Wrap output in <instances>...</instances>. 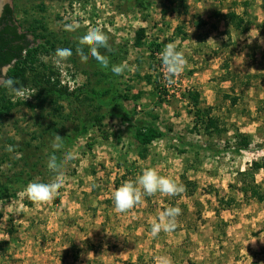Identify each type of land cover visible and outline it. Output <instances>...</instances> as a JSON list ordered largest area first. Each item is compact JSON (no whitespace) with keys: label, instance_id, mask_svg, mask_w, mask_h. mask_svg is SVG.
Here are the masks:
<instances>
[{"label":"rangeland","instance_id":"rangeland-1","mask_svg":"<svg viewBox=\"0 0 264 264\" xmlns=\"http://www.w3.org/2000/svg\"><path fill=\"white\" fill-rule=\"evenodd\" d=\"M151 1L149 12L141 14L137 9L123 11L120 0H9L22 31L35 27L37 35L44 37L36 44L45 40L57 46L66 40L79 44L90 28L101 25L110 46H126L125 58L113 64L126 62L132 70L116 75L115 92L140 93L141 113L134 116V122L149 120V113H154L165 137L153 142L141 159L132 125L118 118L106 119L100 127L87 125L88 130L74 138L80 122L73 116L64 120L74 108L65 101L59 103L62 108L55 115L51 106L42 111L19 106L1 117L0 181L40 159L44 173L32 182H49L53 173L47 160L56 134L64 138L57 157L63 159L65 152H72L75 158L65 168L64 186L47 205L33 204L23 191L0 202V264H155L158 256L171 258L172 264H264V204L244 202L230 188L237 184V173L248 167L247 158L264 157V0H242L248 3L250 22L245 34L227 27L215 15L226 13L237 0H185L187 10L181 14L171 10L169 0ZM74 3L82 6L81 11L92 6L91 13L84 12L92 27L85 28L84 19L74 15ZM239 5L234 9L241 14ZM73 21L79 28L65 31L64 25ZM142 25L146 41L163 46L154 54L157 62L166 44L174 43L184 53L187 65L174 85L168 86L162 63L158 67L155 63L161 76L147 82L146 77L154 74L149 45L133 47L134 33ZM28 38L33 41L31 35ZM52 57L40 54L38 61L69 92L96 83L94 56L86 63L78 58L76 66L67 62L63 69L53 65ZM109 69L105 71L110 73ZM157 86L166 90L164 102L154 98ZM26 88L32 95L26 101L9 91L7 97L11 102L35 104L34 90ZM188 91L199 93L202 109L212 107V116L225 133L210 139L195 127L185 100ZM231 98L237 100L235 104ZM155 102L159 106L153 110ZM124 107L130 111L133 105L124 102ZM236 133L251 139L238 155L232 151ZM67 137L72 138L71 144ZM9 145L14 151L6 150ZM146 168H156L186 191L174 197L146 196L144 204L130 212H115L112 193L125 181H135ZM256 180L264 182V172ZM228 196L236 204L228 210L220 208L217 201ZM169 206L182 210L176 229L151 236L152 222Z\"/></svg>","mask_w":264,"mask_h":264},{"label":"trees","instance_id":"trees-1","mask_svg":"<svg viewBox=\"0 0 264 264\" xmlns=\"http://www.w3.org/2000/svg\"><path fill=\"white\" fill-rule=\"evenodd\" d=\"M120 1L124 2L121 9L125 12L137 9L141 14H147L152 6L151 0ZM185 2V0H169L170 8L176 14H181L180 12H186L187 10ZM238 3L243 10L241 14L237 13L234 9ZM233 6L234 7H231L226 13L219 11L216 12L215 15L219 20L224 22L227 27H231L240 34H245L250 25V22L246 19V8L248 3L237 0L233 2ZM39 27L41 30L44 29L42 25H39ZM181 31L182 29L177 28V33H181ZM29 35L33 37V41L28 40ZM43 38L42 35H37L35 27L22 31L21 27L14 19L12 7L6 5L3 8L0 17V78H2V69L8 67L9 69L4 76V81L10 78L17 81L20 85L34 90L35 93L33 97L35 104L20 101L11 102L7 97L8 90L4 87H0V118L6 116L19 106H25L31 111L37 109L42 111L45 106H51L53 107L51 110L55 115L59 113L62 108L59 103L65 101L69 105L74 104V108L72 110V115H64L66 116L64 120H67V117L73 116L74 121L79 120L80 122L74 138L79 134L83 135L86 130H88L86 127L87 125L91 127H100L102 122L106 119L118 118L132 125L133 139L139 148L137 156L138 158L144 159L148 152L147 148L153 142L165 137V134L157 125L158 115L149 113V120L139 119L134 122V116L141 113V110H137L141 94L130 96L126 93H116L114 82L117 80V76L112 72H106L110 67H103L105 58L109 61L110 66L115 62H119L118 59L120 57L125 58L127 55V47L119 46L115 48L110 46V48H100L93 58L97 66V70L92 72L96 78V83L93 86H91V83H87L81 88L69 92L65 87L60 85L59 80L53 75L52 70L47 65L38 61V56L40 54L54 55L57 48H71L73 50V56L67 62L76 66L77 59L79 58V56L76 55V49L80 44L75 41L67 40L59 42L60 46L56 45L57 42L51 43L49 40L36 44L38 40H42ZM146 40V28L139 27L134 33L133 47L142 48L145 46V43L149 45L150 70L154 72V74L147 76L146 80L151 83L153 78H159L161 76L160 73L156 72L157 68L155 66L156 64L157 67L158 65L160 66L162 61L160 59L157 62L154 54L160 52L163 46L154 43V41L147 42ZM84 51L87 53V48H85ZM108 71H110V69ZM27 74H30V76ZM138 74L139 72H136L137 77ZM85 75L87 77L88 73H85ZM158 84H160V82H158ZM166 96L167 93L163 87H155L154 98L164 102L163 100H165ZM185 100L187 105L192 109V120L195 127L199 128V130H203L205 135L210 139H214L215 137L221 136L222 133H225V130L219 126L218 118L212 116V107L203 109L200 107L199 93L188 91L185 95ZM229 100H231L232 104H235L237 101L234 98ZM124 102H130L133 105L130 111L125 110ZM154 104L156 105L153 106V110L154 107L159 106L157 102ZM59 118H62V116ZM195 127L193 129L194 132H196ZM55 131H58V129ZM201 133L199 132V134ZM67 140L69 144L73 142L72 138L67 137L66 141ZM232 140L234 141V149L232 151L236 155L246 150L251 143L250 136L245 134L236 133L233 135ZM226 144L228 145L229 142ZM51 154L53 153L51 152ZM44 168L45 167L41 164V160L37 159L30 165L28 163L24 165L23 169L18 173L4 177L0 181V202L16 198L17 193L23 191L28 183L44 173V170L42 171ZM261 171L264 172V157L258 161H252L245 170L238 172L236 175L237 184L235 187L230 186V188L235 189L242 196L244 202L254 201L264 204V182L258 183L256 180V175ZM215 196L218 195L215 193ZM217 202L220 208L228 210L236 204V199L228 196L219 198Z\"/></svg>","mask_w":264,"mask_h":264},{"label":"clouds","instance_id":"clouds-1","mask_svg":"<svg viewBox=\"0 0 264 264\" xmlns=\"http://www.w3.org/2000/svg\"><path fill=\"white\" fill-rule=\"evenodd\" d=\"M78 28L79 23L77 21L64 25V30L68 32H74ZM79 44L80 46L76 49V55L79 56L82 63H86L89 56H95L100 48H110L109 37L99 27L90 28L85 35L79 38ZM85 48L88 50L87 53L84 51ZM72 56L73 50L71 48H57L52 57V63L55 67L63 69ZM160 56L165 80L168 86H172L176 83V78L184 71L187 60L184 53L177 50V46L174 43L166 44ZM103 67H110L111 72L117 76L123 75L125 71L132 70L126 62L110 66L107 58L103 61ZM0 87L6 88L11 95L25 101L32 96L28 94L26 87L10 78L0 84ZM63 139L56 134L51 145L54 151L48 157L47 168L53 173L52 179L47 183L30 182L23 190L22 195L35 205L44 206L50 203L64 186L67 179L65 168L68 162L75 158V155L72 152H65L63 159L57 157L55 152L63 148ZM6 150L12 152L14 148L9 145ZM185 191L186 189L182 184L160 175L156 168H146L135 181H125L112 193L114 211L120 214L128 213L134 208L143 205L146 196L151 197L160 194L174 197L183 194ZM181 213L182 210L179 207L171 206L160 212L158 219L151 224V236L156 237L162 231L165 233L173 232L177 227L178 217ZM155 264H172V261L169 257L158 256L155 258Z\"/></svg>","mask_w":264,"mask_h":264},{"label":"built area","instance_id":"built-area-1","mask_svg":"<svg viewBox=\"0 0 264 264\" xmlns=\"http://www.w3.org/2000/svg\"><path fill=\"white\" fill-rule=\"evenodd\" d=\"M96 6L99 8V6H98V4H96ZM81 5L80 4H76V3H74L73 5H72V11H73V13H74V15H78L79 16V18H80V20H83L84 19V21H82V24H83V26H85V28H89V27H92L93 25H91L90 24V22H89V20L88 19H86V17L84 16V12H86V15H88L89 13H91L92 12V9L90 10V8L92 7L91 5H88L87 7H85V11H81L80 9H81ZM79 11H81V12H79ZM120 16H122V15H120ZM96 27H99L100 29L102 28V26L101 25H99V26H96ZM107 28V27H106ZM146 38H147V33H146ZM147 39H149V38H147ZM161 57V56H160ZM137 110L138 111H140V107L139 106H137ZM257 156L258 155H252V157L251 158H247L248 160V162H249V164L252 162V160L253 161H256L257 160Z\"/></svg>","mask_w":264,"mask_h":264},{"label":"flooded vegetation","instance_id":"flooded-vegetation-1","mask_svg":"<svg viewBox=\"0 0 264 264\" xmlns=\"http://www.w3.org/2000/svg\"><path fill=\"white\" fill-rule=\"evenodd\" d=\"M6 5H8L9 7H11L8 3H5V5L2 7V10H1V12H0V17H1V15H2V12H3V8L6 6ZM28 40H29V38H28ZM29 41H31V40H29ZM3 69H6V71L9 69L8 67H5V68H3ZM3 69H2V72H1V76H2V78H0V80H4V74H3Z\"/></svg>","mask_w":264,"mask_h":264},{"label":"water","instance_id":"water-1","mask_svg":"<svg viewBox=\"0 0 264 264\" xmlns=\"http://www.w3.org/2000/svg\"><path fill=\"white\" fill-rule=\"evenodd\" d=\"M9 2V0H5V1H3L2 3H1V6H0V12H1V10H2V7L5 5V3H8ZM1 81V80H0Z\"/></svg>","mask_w":264,"mask_h":264},{"label":"bare ground","instance_id":"bare-ground-1","mask_svg":"<svg viewBox=\"0 0 264 264\" xmlns=\"http://www.w3.org/2000/svg\"><path fill=\"white\" fill-rule=\"evenodd\" d=\"M3 1H5V0H0V6H1V3H2Z\"/></svg>","mask_w":264,"mask_h":264},{"label":"crops","instance_id":"crops-1","mask_svg":"<svg viewBox=\"0 0 264 264\" xmlns=\"http://www.w3.org/2000/svg\"><path fill=\"white\" fill-rule=\"evenodd\" d=\"M141 27H142V28H145V26H144V25H142Z\"/></svg>","mask_w":264,"mask_h":264}]
</instances>
